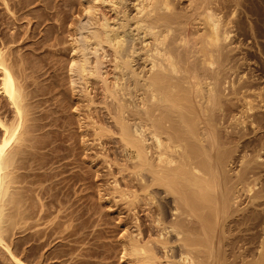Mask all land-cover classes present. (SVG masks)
Masks as SVG:
<instances>
[{
    "label": "bare ground",
    "instance_id": "obj_1",
    "mask_svg": "<svg viewBox=\"0 0 264 264\" xmlns=\"http://www.w3.org/2000/svg\"><path fill=\"white\" fill-rule=\"evenodd\" d=\"M33 1L0 0L11 26ZM82 1L93 27L83 42L71 41L69 81L82 83L87 109L102 104L111 119L87 113L93 137L88 144L81 138L82 158L75 145L62 146L69 137L45 127L63 126L58 116L35 111L47 87L31 85L26 73L39 41L29 42L30 55L19 46L41 21L0 33V247L7 264L92 263L99 234L89 231V206L73 207L71 195L77 181L90 184L87 151L95 141L111 191L132 212L135 232L120 241L121 257L131 264H264V85L253 84L264 75V0ZM110 135L121 160L106 152ZM74 163L83 174L69 170ZM73 242L87 243L85 251L76 253Z\"/></svg>",
    "mask_w": 264,
    "mask_h": 264
},
{
    "label": "rangeland",
    "instance_id": "obj_2",
    "mask_svg": "<svg viewBox=\"0 0 264 264\" xmlns=\"http://www.w3.org/2000/svg\"><path fill=\"white\" fill-rule=\"evenodd\" d=\"M15 1H17V0H15ZM83 4H84V2L82 0H42L41 2L38 0L33 1V2L29 3L28 5H26V7L22 10L25 13H27V15H25V13H24L23 16L25 15V17H22L21 19H19V21L15 20L16 23L12 24V26L10 24V21H11L10 18H12V16H10L11 14L10 13L7 14L6 13L7 10L5 9V7L0 4V33L5 32L6 34L9 35V34L13 33L15 30L21 31L24 29L23 31H25L26 28L31 26V24L33 22H35L37 20L41 21V25H40V27H38L39 29L38 28L36 29L34 27H31L32 29L27 28L28 30L26 32V35H31V36L28 37L29 39H25L26 41L22 40L23 42H25L26 45L24 44L22 47L21 46H19L20 48L18 47L19 52L20 51L21 52L26 51L28 53L31 51L29 42L31 43L33 40L39 41L37 43V45L39 44L38 47L36 45L34 51L32 50V52H35V54L37 55L36 56L37 61L36 60L32 61V62H34V64L31 63L32 68H31V66L28 67L31 69L28 70V68H27L28 72L26 73V75L29 76L26 80L31 82V85H42V86L44 85L45 87H47L46 91H45L46 95L44 94L43 96L36 97V99H40L41 102L39 104L40 107H38V103H37V105H36L37 110L35 109V111H37V114L39 113V111H41L47 115L49 114L48 115L49 118L57 115L58 120L61 121V124H62V122L64 124L66 123L68 126H66V124L65 125L63 124V126H61V125L58 126V124L56 125L53 123H50V124L48 123L47 124L48 126L46 125L45 127H47V129H49V130L55 131L57 134L62 133L61 135L64 137H67V138L69 137V139H67L66 141H64L62 143L63 144L62 146L66 147V146H70V145H73V146L75 145V147L77 149L76 151H80V152L82 150V143H83L82 139L83 138L89 139V141H87V144H88V142L90 143V141L93 137L92 128H90V126H89L90 119L86 116L87 113L88 114L90 113L91 115L93 114V116H95L94 115V111H95V113L97 112L98 115H100V118H102V120L104 119V121L107 123L111 122V119L108 118V115H106V109L104 107H102L103 106L102 104L98 103L96 105L95 104L91 105V108H90V110L92 109L91 111L89 109H87V107L85 106L86 101L84 99V98H86V96L83 95L82 88H81L82 83H80V80L78 78H76V76H74L75 80L73 83H71L69 81L70 76L68 75L69 72L67 71V67H68L67 62H68V59L70 58V56L72 54H75V52L70 50L71 49V41L77 40L79 42H83L84 41V35L89 34V29L91 27H93V26H90L91 25L90 20H89L90 16L88 15V13L84 12V10H83ZM50 6H52V8H50ZM180 6H185V2L182 1ZM104 10H107V9L105 8ZM38 11L39 12L43 11V14L40 17H32ZM20 13L21 12L17 13V15H19ZM17 15H15V16H17ZM7 22H9V23H7ZM191 29L195 30L194 28H191ZM39 30H41V31H39ZM196 33H195V35H196ZM21 43L22 42H18L14 46L16 47L17 44L20 45ZM104 47H107V46L104 44ZM18 48L16 47L17 50H18ZM28 55H30V53H28ZM89 57H92V55H90ZM108 58H109V56L106 57V59H108ZM103 62L104 63L101 65V67H104V68H102V69H106V68H107V70L110 69V67H109L110 63H108L107 60H105ZM33 67L35 69L34 73L31 72V71H33ZM256 68L258 69V67H256ZM257 69H256V73L257 72H258V74L262 73V72H260L261 70L257 71ZM27 70H25V71H27ZM243 71L246 72L245 69ZM243 71H239L238 75H240ZM29 72H31V74H29ZM36 75H38V76H36ZM31 76H34V77H31ZM262 76H263V78H261L262 81H260V79H259V81H256V83H253L254 85H258L257 87L264 85L263 73H262ZM233 77H234V75H233ZM92 81L96 82L98 80L92 79L91 82ZM96 84H97V82L96 83L92 82L91 88L94 89V90L92 89V91L97 93V95H95L97 97L94 96L95 102L97 101V99H98L97 102H99V100H102V99H99V98H101V94H100V91L98 88L99 84H97V85ZM249 84H251V83H249ZM249 84H247V85H249ZM53 87L55 88L54 91H53ZM49 88H50V90H49ZM246 97L253 99L254 102L257 101V99L255 100V98H254L255 96L252 93H250L249 91L246 92ZM97 109L99 111H97ZM51 110H55L57 114L52 113ZM50 115H52V116H50ZM98 115L96 114V117H98ZM105 116H107V117H105ZM107 138L108 137H106V139ZM116 139H117L116 135H112V136L110 135L109 139H107V143H108L107 145H108L109 149L111 147V149L114 153L111 151V149L109 151H106V152H109L114 156L116 155L117 156L116 158L118 160H121L122 157H121V153H119V149L117 148L118 144L116 142ZM95 142L92 144L93 146L91 145V147L93 149L90 147L91 150L87 151V154H89V156H91V159L93 160V166H91V168H90L91 173H89L90 174L89 186L90 185L91 186L90 187L88 186L89 188L84 187L85 185H84L83 181H79V182L77 181L78 183L76 182V184H74V186H73V188L75 189L74 190L75 195L74 194L71 195V199L76 200V203L73 205V207H76V204L77 205L79 204L80 206L81 205L85 206L87 204V206H89L90 210H88L89 212L87 213V215L85 214V216H88V214H89V216L91 217L90 220L94 221L93 222L94 226L92 225L89 228L90 230L88 228H85L84 230H86V229L89 231L92 230L91 233L94 232V234H99V236H97L98 238H95V240H93V242L95 244L91 245V247L95 248V249L92 248L93 252L95 251V253L92 252L91 256H93V257L90 256L89 258L88 257H85V258H88L92 262L90 264H103V263L104 264H131L133 261L132 257H126V256L121 257L122 250L120 248L121 247L120 241L123 240V237H124V240H126L128 238V236L130 235L129 233L132 234L135 232L134 222H133V218L131 216L132 212H129L128 209L126 208L125 204L123 203V201H119L118 196L115 195L114 191H111L112 184L110 181H112V178L110 175H112V174L109 173L108 167L105 166L106 164H105L104 159H103L104 156L103 155L100 156V154L102 153L103 150L100 149L99 146ZM80 146H81V148H80ZM117 149H118V152H117ZM100 151H101V153H100ZM64 152H66V150ZM81 154H82V152L79 154V158L83 157V154L82 155ZM97 154H99V155H97ZM69 158H71V156H69ZM93 158L96 160H94ZM77 162H79V161L77 160ZM95 162H96V164H95ZM82 163L84 164V162H82ZM82 165L80 164L77 166L74 163V164L69 165L68 168L72 172H77V173L83 174L82 171L85 168L82 167ZM238 169H239L238 166L237 167L234 166V169H232V171H237ZM122 174H126V171L122 172ZM86 182H88V181H86ZM96 184H97V186H96ZM86 188H87V190H86ZM79 192H81V193H79ZM85 192H86V194L87 193L89 194L88 197H89L90 201L88 200L89 202H87V200L85 201L84 198H79L77 200L78 196L85 195ZM112 192L114 195L111 194ZM110 196H112V197L114 196V197L110 198ZM106 198H107V201H106ZM114 199H115V201H114ZM88 203H89V205H88ZM54 207L55 206H53L51 208L52 211H53V209L56 210L58 208V206L56 207V209ZM98 210L100 211V213ZM110 211H112V212H110ZM54 212L55 211H53L52 216L55 215ZM91 215L93 216V218ZM139 215H141V212L139 213ZM144 219H146L145 222L148 223L150 218L144 217ZM77 221H74V222H77ZM124 228H125V230H124ZM90 242H92V240ZM99 242H101V243H99ZM81 243L82 242H77V243L73 242L72 243L73 246L75 248H77V252L74 249V253L75 252L78 253L80 248H81L80 249L81 251L83 250L82 252L85 251L84 246L87 247L86 246L87 243H82V244ZM7 244H8V242H7ZM70 244H71V242H70ZM75 244H77V245H75ZM83 244H85V245H83ZM9 246H11V245H9ZM88 246L90 247V245H88ZM22 248H23V246H22ZM104 249H105V251L107 250L108 255H106V253L104 254V252H103ZM2 252L5 253V250L1 249V247H0V256H1L0 257V264L9 263V262H7L8 259L6 258L5 254H4V256H2L3 255ZM20 252H22V251L20 250ZM158 253H160V251H158ZM3 257L7 260H4ZM90 258H92V259H90ZM98 262H100V263H98Z\"/></svg>",
    "mask_w": 264,
    "mask_h": 264
}]
</instances>
